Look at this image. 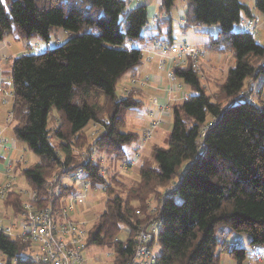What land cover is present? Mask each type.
<instances>
[{
	"label": "trees",
	"instance_id": "1",
	"mask_svg": "<svg viewBox=\"0 0 264 264\" xmlns=\"http://www.w3.org/2000/svg\"><path fill=\"white\" fill-rule=\"evenodd\" d=\"M176 1L162 0L160 14L170 13ZM128 6L125 0H0V41L10 35L24 41L37 36L49 44L54 32L69 34L67 42L55 49L14 61L11 133L39 157L38 163L18 169L38 194L40 205L52 206L58 215L62 198L76 191L73 186L52 188L63 176L82 172L94 186L102 185L110 197L88 233V246L113 250L114 264L131 260L150 198L169 185L157 264H221L223 252L234 263L244 264L248 249L232 247L225 234L248 235L249 247L264 245V85L257 93L258 105L252 101L255 82L264 79V46L255 36L235 29L242 19L255 17L254 12L264 14V0H255L254 10L242 0H186L181 30L218 25V36L211 37L204 49L231 53L235 65L214 95L207 93L192 65L172 70L194 94L173 105L168 146L153 150L129 189L115 176L109 180L101 175L104 167L99 161H76L78 152L89 149L84 131L91 124L104 126L92 151L113 161L126 159V147L139 140L123 129L127 113L143 104L134 93L126 99L117 95L122 77L143 63V51L128 48L126 42L176 43L172 18L159 19L156 35L147 38L142 31L150 18L148 6L132 10ZM53 109L60 126L50 131ZM53 133L61 142L60 151L50 142ZM57 168L62 171L57 173ZM113 183L121 188L120 194ZM20 197L11 192L5 200L15 217L23 213ZM123 227L129 232L125 242L119 239ZM30 247L24 239L0 233L6 264L16 259L19 264H35L21 260Z\"/></svg>",
	"mask_w": 264,
	"mask_h": 264
},
{
	"label": "rangeland",
	"instance_id": "2",
	"mask_svg": "<svg viewBox=\"0 0 264 264\" xmlns=\"http://www.w3.org/2000/svg\"><path fill=\"white\" fill-rule=\"evenodd\" d=\"M144 1V0H141ZM146 1V0H145ZM244 1H249V0H242V2ZM140 2V1H139ZM186 8V0H177L175 3V6L172 8L171 10V15H173L174 17V31L176 34H178L180 37L177 38L178 40H182L181 37H187L186 42H189L190 44H193L191 41L192 39H197L199 40L198 42H200V37H202V33H210L213 38H216L219 34L220 28L218 25H213V26H207V25H203L200 27H196V28H191L190 30H188L187 32L183 33L180 29L179 26V14L180 12H182L184 9ZM151 19L149 18V22L148 24L143 28V35H147L149 33H151L152 30V25L150 23ZM264 23V22H263ZM264 25L262 24V26H260V28L258 29V34L260 33V30L263 29ZM237 32H241V28L240 26H237L235 29ZM63 33H65V31L63 30H58L56 32H54L52 34L51 37V41L49 44H46L45 41H43L40 37H33L30 40H17L19 45V49L25 54V55H38V54H43L45 52H47L48 50H52L55 49L59 46H61L62 44H64L65 42H67V37L66 36H62ZM258 36V35H257ZM66 38V40H65ZM8 41H13V39H18L15 35H10L6 38ZM257 41L259 42V39H257ZM17 43V44H18ZM194 44H200V43H194ZM260 44L263 45V43L260 42ZM29 46V47H28ZM126 46L128 48H134V49H140L141 46L139 45V43L137 42H131V41H127L126 42ZM28 48V49H27ZM30 48H32L33 50H30ZM205 50V49H201ZM205 52L208 54H210L208 51L205 50ZM148 53H145V51L143 52V56L146 57ZM22 55H18L16 57H14L8 64H7V79H8V85L9 87H5L4 89L1 90V101L0 104L2 107H7L8 108H13L14 105V99H10L9 100V104L5 105L3 104V92L4 91H13L12 88V81H11V77H10V73L12 72V68H13V64L14 61L16 60V58H19ZM213 58L214 57H220V62H210L208 61L209 59L206 57H201L199 58V62H198V68H200L199 72H200V76H201V82L203 84V86L206 88V91L208 94L210 95H214L217 93L218 90V85L222 84L225 82L228 72L229 70L235 65V60L232 56L231 53H226L224 55H218V54H213L212 53ZM157 59H158V65L160 67V63L162 58L159 55H156ZM175 58V54H169L166 58V69L167 70V76L172 72V63L171 61ZM207 59V60H206ZM210 62V63H209ZM190 63V61H189ZM191 65L193 66V62L191 63ZM161 68V67H160ZM199 74V73H198ZM174 76V75H173ZM169 78V77H168ZM175 81V80H172ZM135 82V83H134ZM184 88L186 89L187 93L189 95H193L194 93L192 92V90L186 86L185 84ZM264 85V79L261 78L259 79L257 82H255L254 84V97L253 98V103H255L256 105H258V102L260 100V96L257 95V93L261 90V88ZM152 87V82L149 78H137L134 77L131 79L130 81V87L125 88L123 90V93L121 95V86L120 83L118 84L117 87V93L118 95L121 97H123L124 99L128 98L129 96H132L133 93L135 94V99H136V95L141 93L142 91H144L145 89ZM175 87H172V89L170 90V93L173 91ZM147 91V90H146ZM180 92V95L177 96V94ZM159 92H156L152 95H150L147 98V103L149 102L150 97L157 95ZM187 93H184L183 91H181V87L178 88V90L174 93H171L172 96L171 98L176 95L179 99L176 102H172V103H167V113L165 114V117L163 118V123L161 125V127H157L156 129H154L151 133L149 137H145L146 139H142V134H144V132L147 130V128L150 126L149 124L152 122H149L148 125H146V127L141 130V123L140 121L136 120L135 118H137V115L139 114V116H143L145 117V113L146 110L145 109H137L134 112L130 111L127 113L126 115V126L123 129V132H126V129H132L134 131H138L140 134V136L138 135V137H141L138 140V143L141 142V146H144V148L142 149V151L140 152V149H138V152L136 154H133V149L136 146V144L126 147V151L128 152V154L130 156H128L126 159L124 160H119V161H113L110 157L106 156V155H99L97 153V151L93 150L92 151V145L94 143H96L98 136H100L101 132L104 131V126L100 125V124H91L90 126H88L86 128V130L84 131L86 137H87V141H86V147L88 146L89 149L83 152H78L76 155V161H91L92 158L94 159V162L99 161L104 169L101 173V175L106 176L109 180L111 177L115 176L117 178V181L124 183L128 189L129 187H131V185H133L136 181L139 180V169L141 167V165L147 161V160H151L152 157V152L156 147H167L168 146V140H169V134L171 132V127H172V108L174 104H177L179 102H182L181 99L184 97L183 94H186L187 96H189ZM15 96V95H14ZM170 98V99H171ZM174 99L172 98V101ZM251 101V102H252ZM12 111V112H11ZM10 112L13 114V110H11ZM135 113V115H134ZM9 114V113H8ZM7 114V115H8ZM14 117V115H13ZM142 117V118H143ZM152 119V118H151ZM6 124V123H5ZM13 125V120L12 123L8 126V128H11ZM60 126V118L56 112L55 109H53L50 114H49V118H48V129L50 131H54L57 127ZM144 138V137H143ZM50 142L53 146H55V148L57 150H61L60 149V145L61 142L55 137V134L53 133L52 136L50 137ZM18 145V149H22V154L20 155L21 158L20 160L23 161V164L21 165V163L19 164V166H23L24 168H28L31 167L32 165L36 164L37 162H39V157L36 156L25 144L19 143L17 142ZM138 145V144H137ZM134 155H138V161H134ZM64 159V158H63ZM112 160V161H111ZM114 162V163H113ZM127 162H135L133 164V166L131 165L130 167H128L130 165V163L128 164ZM14 167L13 170H11V174H8V169H6V177H11L9 180V183L11 185V188H16V186H19V190L20 191L18 194L21 196V202L22 205L24 203V199L26 198V196L28 194H32V193H36L34 191H32L29 187L28 184L25 181V178L22 176L21 171L18 169V167ZM189 166V164L184 165L183 169H186ZM8 168V167H7ZM57 173L60 172V168H57ZM62 171V170H61ZM80 173V172H79ZM78 174V173H77ZM57 175V174H55ZM80 177H82L83 179L87 180L86 175H84L82 172L80 174ZM54 179V178H53ZM56 179H54L53 183L55 182ZM80 179H75V176H63L61 178V184L58 186H52V188L56 191L61 190L62 187L64 188H68V187H72L73 189L76 191H79L81 189V182L79 183ZM52 183V185H53ZM6 184V185H7ZM3 185V186H6ZM93 185V184H92ZM2 186V187H3ZM97 186V185H96ZM93 185V187H91L89 189V192L85 193V197L83 200V203L80 204L78 203L75 206V214H73V219H75L76 221H84L87 220L89 222V228H88V232L92 229L93 225L96 224L102 214L104 213V211L106 210V202L109 199V194L105 191L104 187H96ZM172 185H169L168 187H165L163 189H160L159 194L154 195L150 198L148 204H147V209L152 206V208H156L158 209L159 205H160V200L161 198L166 195L168 193V191H171ZM22 188V189H20ZM112 188L115 189L117 191V193H121V188L115 186V184H112ZM82 190V189H81ZM17 191V192H18ZM75 191V192H76ZM10 192V191H9ZM71 193V192H70ZM68 194L67 196H65L64 198H62V203H63V209L68 205L69 201L72 199L71 197L73 196V194ZM9 194V193H8ZM7 194V196H8ZM38 196V194H37ZM7 199V197H5L4 199H1L2 201H5ZM0 201V216L8 218L9 216H12L13 212L10 209H6L5 205H3L4 203ZM181 201L178 200V203H180ZM38 205H40L39 202V196H38ZM137 205V204H136ZM52 207V206H51ZM148 213V210H147ZM61 215V214H60ZM59 215V216H60ZM70 216H72V212L70 213ZM23 213L21 214V216L19 217H15V215H13V220L15 221L16 225L14 226L11 225L9 227L8 224L3 223L2 221V227H6V228H12L13 230V237H10L11 239H17L20 235L19 231L21 230L20 228H17V223H20L23 220ZM145 219V218H143ZM8 223V222H6ZM19 233V234H18ZM5 235V234H4ZM225 238L228 240H232L233 238H237L239 239L240 242H242V246H240L242 249H248L249 248V242H250V237L246 234H234V233H226L225 234ZM9 237V236H8ZM129 237V232L128 229L123 227L122 232L119 234V239L123 242L127 241ZM20 238V237H19ZM24 239V238H21ZM26 242V241H25ZM160 242V241H159ZM254 252H257L259 254L264 255V245L259 246L255 249V251L253 250H249L248 251V261L244 262V264H264V263H256L254 260V256L253 254H255ZM225 254V255H223ZM25 254H23V256L21 257L22 261H25L27 259L26 256H24ZM221 255L222 256V260H221V264H236L234 263V261L232 260V258L230 256H228V254H226L225 252H223ZM30 256L33 257V254L31 253ZM86 257H87V264H114L115 263V258H116V253L111 250V249H102L100 247L97 246H93V247H89L86 253ZM0 262L1 264H6L7 263V259L2 256L0 254ZM35 264H39L34 262ZM13 264H19V261L16 259L13 261Z\"/></svg>",
	"mask_w": 264,
	"mask_h": 264
},
{
	"label": "built area",
	"instance_id": "3",
	"mask_svg": "<svg viewBox=\"0 0 264 264\" xmlns=\"http://www.w3.org/2000/svg\"><path fill=\"white\" fill-rule=\"evenodd\" d=\"M134 1V0H132ZM137 2L141 0H135ZM159 20L158 15H154L151 18L153 24L157 25ZM264 22V14H259L253 18L242 19L240 21V28L243 33L251 34L255 37L258 35V29L262 26ZM146 53L152 55H159L162 60L160 67L162 69L166 68V58L169 54H175V58L171 61L172 70L174 68L187 67L193 62V69L199 74L200 68H198V60L201 57H206L207 53L205 50L196 49L189 46L186 43H175L172 46H168L166 42H159L154 44L147 50ZM207 58V57H206ZM190 61V63H189ZM170 80H176L173 73L168 75ZM135 83V82H134ZM4 89V88H3ZM172 89V88H171ZM170 89V90H171ZM178 88H174L171 93H174ZM163 91V90H161ZM3 104L8 105L10 99H14L13 91H4L2 93ZM184 97L181 101L186 100L189 96L183 94ZM172 98L174 99L172 101ZM168 103L178 101V97L174 95ZM150 107H152V122L147 130L142 134V139L149 137L150 133L157 127H161L163 123V118L167 113L168 106H163L161 104L160 95H155L149 99ZM13 114L10 112L6 118V125L9 126L12 123ZM144 137V138H143ZM12 145L8 138L0 133V149L7 151L12 150ZM139 156L134 155L133 160L138 161ZM91 161H94L92 158ZM135 162H127L133 166ZM8 174H11L13 170L12 164L8 166ZM80 174H77L76 179H80L81 189L76 191L72 199L69 201L68 205L62 210L61 215L54 213L51 206L42 207L38 205L37 193L28 194L23 200V218L24 224L21 225L20 238L30 243V250L25 253L24 256L27 257L26 260L36 262L39 264H87L88 260L86 257L88 246V224L87 220L76 221L73 219V214H75V206L83 203L85 193L89 192V189L93 187L91 181H86ZM106 177V176H105ZM96 187H102L97 185ZM11 190V185L0 186V198L4 199ZM167 195V194H166ZM163 199L160 200V205L158 209L148 208L147 217L145 222L139 227L136 233V246L131 260L127 264H157L159 257L161 255V245L159 242L160 233L163 229L164 219L162 217L163 209ZM72 212V216L70 213ZM0 233L6 236L13 237L12 228L2 227V222H0ZM18 237V238H19ZM232 247L242 246L241 242H235L231 244ZM255 247H249V250L255 251ZM33 254V257L30 254ZM254 260L256 263H264V255L254 252ZM25 260V261H26Z\"/></svg>",
	"mask_w": 264,
	"mask_h": 264
},
{
	"label": "crops",
	"instance_id": "4",
	"mask_svg": "<svg viewBox=\"0 0 264 264\" xmlns=\"http://www.w3.org/2000/svg\"><path fill=\"white\" fill-rule=\"evenodd\" d=\"M129 3L128 8L130 10L135 9L136 7L140 6V5H147L149 8V14H150V19L152 18V16L154 15H158L159 19L161 18H172L173 22L174 17L173 15H171V12L166 14V15H162L160 14V6L162 3V0H144V1H132V0H125ZM245 4H247L252 10H254V6H255V0H249V1H244ZM184 11L185 9L180 12L179 14V26L180 29L182 27V25L184 24ZM255 16H258V13L254 12ZM245 19V18H244ZM151 25H152V30L151 33L149 34H145L144 36L147 38H153L156 33H155V27L156 25L152 23V21H150ZM264 25V23H263ZM264 27V26H263ZM182 31V30H181ZM183 32V31H182ZM185 33V32H183ZM62 36H66L67 39H69V34L68 33H63ZM17 37V36H16ZM180 36L178 34L175 33V31L173 30V39L176 41V43H186L189 45V42H186L184 40L187 39V37H181L182 40H178L177 38H179ZM211 37H213L210 33H202V37H200V42H198L199 40L197 39H192L191 41H193V44H190L189 46H192L196 49H204L205 44L211 39ZM18 38V37H17ZM256 39H259V43H263L264 46V28L260 30V33L258 34V36L256 37ZM17 40L18 39H13V41H8L7 39L0 41V101H1V90L3 88H5L6 86L9 87L8 85V73H7V64L16 56L18 55H25L18 47L19 43ZM66 40V38H65ZM160 39H157L156 41L150 42L146 45L141 46V50L144 52L145 50H147L148 48H150L151 46H153L154 44H157L161 41H158ZM21 41V40H20ZM18 43V44H17ZM194 43H200V44H194ZM29 47V46H28ZM28 49V48H27ZM30 50H33L32 48H30ZM146 53V52H145ZM211 63L214 61L216 62H220V57H214L212 56V54H208L207 57ZM17 59V58H16ZM207 60V59H206ZM209 62V63H210ZM10 77H11V73H10ZM137 77V78H149L152 82V87H149L147 89H145L144 91H142L141 93L136 95V99L138 101H141L143 106L142 108L146 110L145 113V117L143 116H139V114L137 115V118H135L136 120L140 121L141 123V130L142 131L146 125L149 124V122L152 121V107H150V104L147 103V98L156 93L159 92L158 95H160L161 97V104L163 106L167 105V103L169 102L172 94L170 93V89L172 87L175 88H179L181 87V91H183L184 93H187L186 89L184 88V83L181 80L176 79L175 81H172L168 78L167 76V70L166 69H162L159 67L158 65V59L155 55L152 54H147L146 57L143 56V63L141 66H139L135 71L129 72L127 73L125 76L122 77V79L118 82V84L120 83L121 86V95L123 93V90L125 88L130 87V81L132 78ZM117 84V87H118ZM147 90V91H146ZM163 90V91H161ZM254 91V90H253ZM188 94V93H187ZM118 95V93H117ZM121 95L119 97H121ZM180 95V92L177 94V96ZM189 95V94H188ZM10 106V105H9ZM7 107H2L0 104V133H2L4 136H6V138H8V140L10 141L11 145H12V150L7 151L4 149H0V186L6 185L7 183H9V180L11 177H6V169L7 167L12 164V167H17L19 166V164L21 163V165L23 164V161L20 160L21 158V154L22 149H18V145H17V141L15 140V138L13 137L12 133H11V128H8V126L5 124L6 123V118H7V114L10 113L11 110H13V108H8ZM140 108V109H142ZM12 112V111H11ZM134 112V111H132ZM135 115V113H134ZM143 117V118H142ZM130 132V133H134L136 135H139L140 133L137 131H134L132 129H126V133ZM140 136V135H139ZM141 137H139L140 139ZM138 144V145H137ZM144 148V146H141V142L140 143H136V146L134 147L133 154H136L138 152V149H140V152L142 151V149ZM128 153V152H127ZM131 155V154H130ZM128 155V156H130ZM38 163V162H37ZM21 168H24L23 166H20ZM20 170V169H19ZM21 171V170H20ZM22 189V188H20ZM19 186H16V188H11L10 192H16L19 193ZM18 191V192H17ZM9 195V194H8ZM2 201V200H0ZM5 205V201H2ZM6 209H10L12 212L13 210L10 208H7L5 206ZM13 215L9 216L8 218H6L3 216H0V221H2L5 224H8L7 227L11 226L14 224V226L16 225L15 221L13 220ZM8 222V223H6ZM24 224V219L20 222L17 223V228L19 229L21 227V225ZM20 233V231H19ZM18 233V234H19ZM228 240V239H227ZM229 243H235V242H240L239 239L237 238H233L232 240H228ZM242 243V242H241ZM225 255V254H223ZM220 257V260H222V256ZM229 256V255H228Z\"/></svg>",
	"mask_w": 264,
	"mask_h": 264
}]
</instances>
